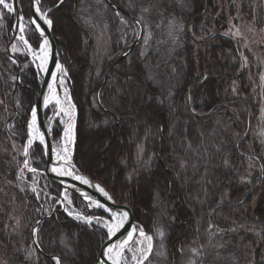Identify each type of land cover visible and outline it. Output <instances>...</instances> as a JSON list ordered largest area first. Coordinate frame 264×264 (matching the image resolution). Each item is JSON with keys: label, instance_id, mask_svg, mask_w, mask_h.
<instances>
[{"label": "trees", "instance_id": "16d2710c", "mask_svg": "<svg viewBox=\"0 0 264 264\" xmlns=\"http://www.w3.org/2000/svg\"><path fill=\"white\" fill-rule=\"evenodd\" d=\"M110 1L131 17L142 16L143 32L150 35L147 44L143 35L142 42L105 81L100 103L103 108L115 106L114 110L108 108L115 118L103 116L105 113L89 94L101 85L106 71L137 35L126 37L121 32V17L124 25L138 32L136 23L122 15L116 17L102 0H65L56 8L58 0H43L44 9H51L52 32L69 74L70 96L77 106L76 166L116 202L131 209L139 227L154 237L157 249L150 257L152 264L155 257L157 264L172 259L176 264H189L191 260L196 264H264V39L256 41L259 47L243 39L242 48L220 30L225 28L220 25L223 16L234 13L240 16L241 28L243 24L257 28L253 10L256 8L259 23L261 7L254 0H219L220 4L218 0ZM149 5L150 12L142 14L141 6ZM219 8L220 20L214 19L211 27L212 16ZM189 21L191 27L187 26ZM213 27L216 33H210ZM11 28L10 15H4L0 19V261L20 264V259L27 257V264H52L48 258L39 262L42 258L36 250H24L25 244L10 237L18 215L27 239L28 231L40 219L39 204L26 182L31 175L23 178L19 173L22 156L18 162L12 161L7 152L8 125L20 135L18 141L24 142L25 122L11 108L16 68L5 51L6 33ZM196 45L204 55L194 53ZM23 61L21 84L14 98L20 113L27 116L38 82L33 68H25ZM180 99L187 104L184 106ZM233 134L240 139H234ZM186 142L189 149L181 151ZM159 146L162 150L158 154ZM31 156L39 169L42 151L37 145L32 147ZM179 157H186L181 167ZM6 166H12V174ZM160 169L165 176L174 177L164 187L160 203H149L147 209L155 214L141 212L140 205L149 202L150 187L161 188L162 179L156 174ZM7 173L12 177L6 178ZM40 179L45 187L50 186L43 176ZM172 206L183 216L174 214L169 220L174 213ZM94 213L101 214L90 212ZM66 218L55 212L40 224L38 236L43 251L53 253L59 241L77 253V247L84 243L86 249L78 254L67 251L59 257L64 264H94L92 259L105 234ZM209 224L213 225L211 229ZM156 228L165 232L163 249ZM190 244L198 246L197 256L185 248ZM160 251L164 255L159 257L155 253Z\"/></svg>", "mask_w": 264, "mask_h": 264}, {"label": "snow or ice", "instance_id": "6c2138e0", "mask_svg": "<svg viewBox=\"0 0 264 264\" xmlns=\"http://www.w3.org/2000/svg\"><path fill=\"white\" fill-rule=\"evenodd\" d=\"M30 2L33 5L35 16L38 19H31L30 24L34 28V32L38 34V41L39 47L37 50L33 49L32 44L29 42L28 39L25 38V28L26 25L23 23L25 17L22 13L18 12L17 4L18 0H0V16H3L4 11L8 14L16 15L17 16V25H13V29L17 30L19 34L16 36V39L19 41H22L24 44V47L28 50V53L33 56L35 60H38L39 63L36 65L38 69L41 71H47V62H48V56H49V50H50V41L48 36L46 35L47 31H50L52 29V20L49 18L48 13L51 11V9L45 10L42 6V0H30ZM64 0H58L56 7H59V5L63 4ZM151 10V6H141V13H148ZM116 15H120L119 12L116 13ZM42 21L43 25H47V28H44L42 24L39 22ZM121 24H125L126 21L123 17L120 19ZM255 22V17H253V23ZM137 24L143 23L142 16H138L136 20ZM146 26V25H145ZM234 36H239V32L233 33ZM139 38V37H138ZM145 44H147L148 37L145 36L144 38ZM11 51L13 53L17 52V46L14 43L11 46ZM143 55V52L141 53ZM11 59V57H10ZM12 63L15 64L16 61L12 60ZM56 69L58 72L63 73L64 76H67V72L64 70L62 65L57 62ZM15 79V77H13ZM52 79L53 81L56 80V72L52 73ZM204 79H207L205 76ZM262 80H264V76L261 77ZM61 85H63L64 81H60ZM49 93L50 95L44 96V107H48L49 104H51L53 101L57 105L58 111L63 112L66 116L69 117L68 122L61 121L62 123H65V130H64V136L62 139L65 141L66 146L64 147V155L61 156L58 152H56L55 149L52 150L53 156L56 160H63V165L60 167H53L51 170L56 173L59 176H71L73 180L79 181L81 184L88 185L90 187H94L95 190L100 193L101 196H103L106 200H108L110 203H116L113 196L106 191L100 184L92 185L91 181L85 178L83 175L75 174L73 171L69 170V168L74 167L70 164V151L67 147L68 144H72L74 142V128H75V107L72 105L71 100L67 96V89L65 88V99L67 101V107L62 106V102L59 97L55 95V88L54 84L50 83L48 85ZM235 91V89H233ZM189 103L192 101L191 95L188 97ZM36 121H37V109L33 108L31 113V120L28 123V141L27 144L24 146L23 155L25 157L29 154V149L33 145V141L38 137L39 142L41 145H44L45 140L44 136L39 134L38 129H36ZM141 146L138 145V148ZM191 147V145H190ZM142 150V148H141ZM228 164V161L225 160V165ZM24 166L28 168V160L25 159ZM183 166V165H182ZM251 167V164L249 165ZM29 171L35 172L36 169L29 168ZM262 173H264V168L261 169ZM250 175V173H249ZM242 182H246L244 177H241ZM69 187H72L69 185ZM35 191V189H33ZM82 196H85L86 199L89 200V203L91 206H94L97 209H103L105 213L108 214L109 219H102L99 216H85L80 213H75L73 215L72 211H68V209H65L68 212L69 216H72L74 219L79 220L83 223L88 224L91 226L93 224V220L96 221V223L101 224L103 228L106 229L107 233V239L111 241L113 237L117 236V233L121 231L125 227V225L129 221L130 213L127 211V206H125V210H113L112 208L106 206L104 203H101L97 200L92 199L91 197L87 196L86 193L81 192ZM64 199L68 201L70 204L71 201L68 200L67 194L64 195ZM243 201H241L242 203ZM41 221L39 219L36 220V224L39 225ZM17 224H19V221H17ZM213 227L212 224H209V229ZM243 227V225H241ZM232 231H235L236 229H231ZM249 231H253L252 229H248ZM156 235L160 239L161 243L159 247L161 249L164 248L163 240L165 237V232L162 228H156ZM218 231H222L219 230ZM39 232L38 228H33V236H37V233ZM138 234V235H137ZM257 236H261V233L255 232L254 233ZM264 239V236L261 237ZM154 237L152 235H149L145 232L143 228L139 227H132L131 230L127 232V236L123 239L118 240V242L115 243H109L105 247H103V256L104 259L99 262V264H129V261L125 258V252H131V264H152V261L150 260V257L154 253V244H153ZM33 243L36 244V247L39 248L40 245L35 240ZM181 254H183L184 249H180ZM198 249H192L193 256H197L199 254ZM156 255L163 256L164 253L162 251L156 252ZM52 260L55 262V264H64L61 257L53 255ZM189 264H196V261L191 260L189 261ZM249 264H251V261H249Z\"/></svg>", "mask_w": 264, "mask_h": 264}, {"label": "bare ground", "instance_id": "6f19581e", "mask_svg": "<svg viewBox=\"0 0 264 264\" xmlns=\"http://www.w3.org/2000/svg\"><path fill=\"white\" fill-rule=\"evenodd\" d=\"M104 3H105V1L104 0H102ZM64 2H65V0H64ZM63 2V3H64ZM57 4V3H56ZM44 5V3H43V0H42V6ZM43 8H44V6H43ZM53 8H56V6H54ZM48 8H46L45 10H47ZM22 14H23V16L25 17V19H24V21H23V23L25 24V22L28 20V18H29V15H30V12H29V8L27 9V10H25L24 12H22ZM48 15H49V13H48ZM11 17V23H12V26L14 25V23H13V21H14V18H13V16H10ZM50 18V17H49ZM138 28V30H140V28L139 27H137ZM52 29H53V24H52ZM52 32V31H51ZM123 34H124V30L122 29V31H121ZM53 33V32H52ZM7 35H6V37H7V41H6V43H5V51H7V49H8V47H9V42H10V40H11V38L14 36V34H13V32H12V29H11V31H9V32H7L6 33ZM19 34V32H18V29H17V31H16V35H18ZM37 34V33H36ZM119 35H120V33H119ZM125 35V34H124ZM143 35H144V32L142 33V36H141V40L138 42V43H141L142 42V40H143ZM53 36H55L54 34H53ZM37 37H38V34H37ZM30 39H31V37H29ZM28 38V39H29ZM39 38V37H38ZM137 38H138V36H136L135 38H134V40H133V42L125 49L126 51L125 52H123L122 53V56H123V54H125L126 52H129L128 53V55H126L121 61L123 62V60L124 59H126L129 55H130V53H131V51H132V49L133 48H130L132 45H133V43L135 42V41H137ZM55 40H56V37L54 38V43H55ZM17 42H19V40H17L16 38H15V40H14V42L12 43V44H10V49H11V46L15 43H17ZM56 47H57V45H56ZM32 56V55H31ZM121 56V57H122ZM49 57H50V54H49V56H48V61H49ZM16 59H17V62L19 63V66H21L22 67V61H23V56H16ZM32 60H34L35 62H36V65L39 63V61L38 60H35L34 58H33V56H32ZM24 62V61H23ZM195 63V66H199V64L197 63V62H194ZM47 66H48V62H47ZM32 67V66H31ZM33 68V70H34V72H35V74L36 73H38V71L40 72V73H45V71H41L40 69H36L34 66L32 67ZM116 69V67L114 66V63H113V65L106 71V73H108V76L107 77H109L111 74H112V71L113 70H115ZM67 72V71H66ZM77 74V73H76ZM77 77H79L80 78V74H77ZM67 78H68V80H69V74H68V72H67ZM61 80H63V78L61 77V79L59 80V90H57V88H56V86H54V88H55V95L57 96V97H59L60 98V100H61V102H62V106H64V107H67V101H66V99H65V91H64V89H65V85H64V83H63V85H61V83H60V81ZM64 82H65V79L63 80ZM50 83H53L54 84V82H53V79H51V81H50ZM49 83V84H50ZM101 85L96 89V91L94 92V93H92V94H89L90 96V98L92 99L93 98V100H94V102L96 103V105H98V107L100 108L99 110H101L102 111V113H105L103 116H108V117H111V118H115V115H113V113H111L110 112V110L108 109V108H110L111 110H114V107L115 106H110V107H108V108H103V106L101 105V103H100V93H101V91L103 90V88L105 87V85H106V83L104 82V80H102V83H100ZM39 91H40V86H39V84H38V88L36 89V90H34L33 91V94H34V101H33V104H32V106H31V108L33 107V105H34V103L36 102V100H37V96L39 95ZM46 95H50V93H49V89H48V92L46 93ZM67 96H68V98L71 100L72 99V96H70V93H69V91L67 90ZM184 106L187 104L183 99H180L179 100ZM14 103V100L12 101V104ZM52 106H57L56 104H55V102L53 101L51 104H49V106L48 107H44V104H43V107H44V109H45V111H47V109H50V107H52ZM12 109H13V113L15 114V115H17L18 114V110L15 108V107H12ZM33 109V108H32ZM75 111H76V116H77V107L75 108ZM59 116V115H58ZM75 118V117H74ZM76 119H78V117L76 118ZM31 120V117L29 118V121ZM45 124H46V122H45ZM56 124V127L57 128H59L60 129V131H61V128H60V126H59V123L57 124V122L55 123ZM46 129H47V126H46ZM27 138H29L28 137V127H27ZM64 130H65V127H64ZM64 130H62V132H64ZM47 131H48V129H47ZM75 133H76V131L74 132V140H76V138H75ZM55 138H56V136L55 135H51V140H55ZM38 139V137L33 141V142H35V141H38L37 140ZM72 144H70V146H71ZM66 146V144H65V141L63 140V143H62V153H60V152H58L61 156H63L65 153H64V151H63V149H64V147ZM162 148V147H161ZM160 146H159V148L157 149V151L158 152H156V153H158L159 154V151H160ZM71 150H69V151H73V154H74V152H75V149H74V145H73V149H72V146H71V148H70ZM162 150V149H161ZM139 153H140V150H139ZM54 157V156H53ZM151 157H152V159H153V157L154 156H152L151 155ZM55 159V158H54ZM53 159V160H54ZM158 160H159V158H158ZM59 161H63V160H59ZM70 162L72 163V161H71V159H70ZM42 164L40 165V167H43V168H45V166H46V162L44 161V158L42 157V162H41ZM177 163L178 164H181L182 163V165H183V163H186V157L185 158H183V157H179L178 158V160H177ZM40 164V163H39ZM157 166L158 167H160V166H162V161H159L158 162V164H157ZM77 167V166H76ZM77 169L81 172V174L82 175H84V176H86V177H88L89 179H90V177L86 174V173H83L82 172V170H80L78 167H77ZM163 169V168H162ZM165 170H166V172H167V170H168V167H166L165 168ZM97 171V170H96ZM156 174L158 175V177H161V188H158L156 185H154V186H156V188L153 186V187H150V192H149V196H148V200H149V202H148V204L146 205L145 203H143L142 205H140V207H141V212H143V211H145V212H152L153 214H155V211H152V210H148L147 209V207H148V205H149V203H151L152 201H155L156 202V204L158 203H160V201H161V197H162V193L165 191V189L166 188H164L166 185H167V182L170 180V177H172V174L171 175H169V176H165V174L162 172V170L160 169L159 171L157 170V172H156ZM63 178L65 177V178H68V179H71V176H67V175H65V176H62ZM173 177H174V175H173ZM172 177V178H173ZM91 180V179H90ZM158 180H160V179H158ZM40 181H41V179H40V177H32L29 181H26L27 183H28V189H29V191L32 193L33 192V194H35L34 195V197L36 198V200H37V203L39 204V208H38V210H37V214L39 215V220L41 221V223H43L44 222V220H47V219H49V218H51L52 216H54L55 215V212L53 211V209H52V207L49 205V204H47V202H46V200H51V199H54V198H59L60 197V187L58 186V185H56L55 183H50V186L49 187H46V188H43V189H41L40 188ZM74 181H77V180H74ZM93 183H95V184H99L97 181L95 182V181H93V180H91ZM79 182V181H78ZM80 183V182H79ZM94 184V185H95ZM83 185H85V184H83ZM85 186H88V185H85ZM104 188V187H103ZM33 189H35V191H33ZM115 189V188H114ZM65 192V194H67V196H68V200H70V198L72 199V198H75L77 195H74L73 193H71V192H68V191H64ZM64 194V195H65ZM78 198V197H77ZM78 200H79V202L80 203H88L89 202V200L88 199H86L85 200V202H84V200H80L79 198H78ZM115 200V199H114ZM116 206H121V207H125V205H123V204H121L120 202L118 203V202H116V203H114ZM74 208V203L73 204H71V208ZM69 208V205L68 204H65V208H64V210L65 209H68ZM58 209L59 210H61V206H58ZM93 209H96L97 210V212L99 211L101 214H96V213H94L93 215H87V216H99V217H104V218H106V219H109V216H108V214L107 213H105L104 211H103V209H97V208H95L94 206H93ZM127 209L129 210V211H131V214H132V217H133V221H134V223L136 224V226H138L139 227V224H138V221H137V218L134 216V212L131 210V209H129L128 207H127ZM170 209H172L173 210V212L174 213H172L171 215H169L170 216V218H169V220H171V217H173V215L174 214H176V216H183V214H182V212H181V210L180 209H178L177 207H175V206H172V208H170ZM67 218L66 219H68V220H70V221H72V222H74L75 224H82V225H84V226H88L89 227V229H94V230H96V231H98V230H100V231H102L104 234H105V239L103 240V242L101 243L102 245L99 247V249L104 245V243L105 242H107V233H106V229L105 228H103L102 226H101V224H98V223H96V221L95 220H93V224L91 225V226H89L88 224H86V223H83V222H81V221H79V220H76V219H73V218H71L70 216H68L67 214H64ZM66 219H64V220H66ZM40 223V224H41ZM36 224V223H35ZM34 224V225H35ZM40 224L39 225H37L38 227L40 226ZM35 227V226H34ZM33 227V228H34ZM37 227V228H38ZM180 227V225L178 224V223H176V227H175V229H178ZM182 227H185V226H182ZM33 228L30 230V231H28V233H27V235H28V237H29V239H27V236H25V232L24 231H20V232H16V231H13V233L10 235V237H14V238H16V239H18V241L21 243V244H25L24 246L25 247H27V248H29V249H33V250H36L37 251V253H38V255L40 256V258H42V259H39V262H42V260H43V258H48V259H51V261H52V264H55V262L52 260V256L53 255H56V256H59V255H61L62 253H66L67 251H69L70 252V255H75V254H78V252L79 251H81V250H85L86 249V245H84V243H82V244H80L78 247H77V253L76 252H74V251H72V248H70V247H68V246H64V245H62L61 243H59V241H57L56 242V248L54 247V250H53V253H49V252H45V251H43V249H42V247L40 246L38 249H40V251H38L37 250V247H36V244L35 243H33V241L35 240L37 243H39V245L41 244L40 243V236H38V233H37V236H33V234H32V232H33ZM140 228V227H139ZM185 230H187V229H185ZM187 234V233H186ZM127 236V235H126ZM125 236V237H126ZM124 237V238H125ZM45 239H46V242L47 243H49L48 242V240H49V238H46L45 237ZM198 246H193L192 244H190V245H188V247H187V245L185 246V248L186 249H188V250H192V249H196ZM99 249H98V251H97V253H96V255L93 257V259H92V263L94 262V264L96 263V258H97V254H98V252H99ZM22 252H24L23 250H21ZM19 252L20 254H23L22 252ZM77 256V255H76ZM28 258L27 257H25V258H21L20 259V264H27L28 262ZM91 262V261H90ZM166 264H176V262H174V260L172 259V260H170V261H168V262H165Z\"/></svg>", "mask_w": 264, "mask_h": 264}, {"label": "rangeland", "instance_id": "374dc122", "mask_svg": "<svg viewBox=\"0 0 264 264\" xmlns=\"http://www.w3.org/2000/svg\"><path fill=\"white\" fill-rule=\"evenodd\" d=\"M21 1H23V5H26V3H27L26 0H21ZM254 2H256L255 5L257 4L258 7H261V10L260 11L262 12V17L260 18V21L258 23L257 15L255 13L256 12V8H255V12L253 10V13L255 15L256 23L258 24L256 26L257 28H253L252 26L249 27L248 25L243 24L242 25V28H244V29H242L241 26H240V24H239V22H238V20L240 19V16H238L235 13L232 16H231V14L228 15L227 17L223 16V21H222V23L220 25H221V27H222V25H224L225 28H222V29L220 28V30H222L221 33L223 35L227 36V38L230 39V40L234 39V42H233L234 45L237 44L235 40H237L239 42V44L242 45L243 39H247L250 42V45L252 44L254 47H259V43H257L256 41H261L262 39H264V34H263L264 33V0H254ZM218 3L220 4V1L219 0H218ZM221 9L222 8H219V10L217 9V12L215 13V16L214 15H213L214 17L212 16V21L210 23L211 27L213 26L212 24H213V20L214 19L220 20V14H219V12H220ZM4 15H9L6 12V10L4 11L3 16ZM3 16H0V19L1 20L3 19ZM191 25H192V22L189 21L187 23V26L188 27H191ZM119 26H120V29L121 30L124 29V34H125L126 37H128L130 35H133V34L135 36L137 34L136 29L135 30L134 29H131L129 26H126L124 24H121V22H120V25ZM150 27L153 29L152 26H150ZM210 31H211L210 33H216L217 32L214 27L212 29H210ZM245 31H248V32H245ZM236 32H239V36H234L233 35V33H236ZM25 36L27 37V39L29 37H31V39L29 38L28 40L32 44L33 49L37 50L38 47H39V44L37 43L38 38L35 35V33H33L32 30L27 27V28H25ZM145 36H147L148 37V40H150L149 39V37H150L149 33L148 34H144V38H145ZM194 47H195L194 53H196L197 55L200 54V53L202 55H204V53H203L204 51H203V49L201 47H199L198 45H196ZM242 48H243V45H242ZM17 49H18V51L15 52V54H17L19 56H23V60L25 62L24 63V67L25 68L30 67V66L33 67L34 66L33 64H35V61L32 60V59H29V58L25 57L23 51L20 50L19 48H17ZM200 49H202L201 52H198V50H200ZM256 50L257 49L255 48V51H252L253 54H256ZM64 69H65V71H67L66 68H65V64H64ZM60 75H61L60 76V79H61V77L63 78V80L65 79V82H64L65 88L71 94V90H70V86L71 85H69V80H68L67 76H64L63 73H60ZM35 76L37 78V82H38L37 83V86H38V84H40V81H41L40 78L41 77H40L39 73H36ZM104 77H103V80L105 82L107 80V78H104ZM18 88L19 87H17V89ZM17 89L14 92V89L12 88V94H11V98L12 99H11V103H12L13 100H14V103L12 104L11 108L12 107H15L18 110V114L16 116L17 117L19 116V117H21V118H23L25 120L24 125H23V130H24V137H23V139L24 140L22 139L24 142H22L21 140L18 141V138L20 137V135L17 136L16 133H13L12 125L11 124L8 125V127H7V130H9V132H10V134L8 133L9 134L8 141H10V144H9V148L7 150L8 154H10V156H11V158H9V160H12L13 161V159H15L16 162H18V159L20 158V156L23 155V147H24L25 142H26V140H25L26 133H27V130L26 129L28 127L29 118L31 117V111H32V109H31L30 112H29V114L27 116H24V115H22L20 113L21 108H20L19 104L16 102V98H14L15 95H16V93H17ZM72 103L75 106L73 100H72ZM57 109H58L57 106H52V107H50V109H47V111H45V118H46V121H47L46 123H47V128L49 129V133L52 134V135H55L58 132L55 140H52V150L55 149L56 152L62 153V150H61L62 149V143H63L62 137L64 136V132H62V130H64L65 123H62L61 121L68 122L69 117L66 116L63 112H60V114H58L59 115L58 116L56 114L57 113ZM56 122H57V124L59 123V126L61 128V131H60L59 128L56 127V124H55ZM76 123H77V119L75 121V126H76ZM75 131H76V128H75L74 132ZM75 135H76V133H75ZM233 135H234V139H236V140L237 139H240L239 135H237V134H233ZM75 143H76V140H74V144L72 143V145H74V147H75ZM67 147H68L69 150H71L70 149L71 148L70 144H68ZM187 148L189 149V144L186 142V145L183 148H181V151L187 150ZM90 150L91 149L89 148V145H88L87 151L90 152ZM70 153L72 154V151H70ZM70 157H71V155H70ZM73 157H74V155L72 156V160H73ZM73 162H74V160H73ZM241 162H243L244 164L247 163V165L251 164L246 159H244V160L242 159ZM243 163H240L239 164V167H241V165H243ZM28 164L30 166H32V167L37 164V162L33 159V157L31 155L29 156ZM41 164L42 163L40 162V165ZM178 165L181 167L182 163L181 164H178ZM6 169L12 174V166H6ZM40 169L42 170L43 167H40ZM5 177L6 178H9V177H12V175H9L7 173L5 175ZM46 181L48 182V180H46ZM70 201H71L72 204L73 203L75 205L78 204L77 207H78V211L80 213H83V214L89 213L88 215H93V214H90V212L97 211L96 209H93V206H91L90 203H79V200H78L77 196L75 198H72V199L70 198ZM102 219H106V218L102 217ZM17 221H19V224H17ZM20 223H21V216L18 215V217H15L14 220H13V227H14L13 228V231H16V232H20L21 231ZM170 224H173V223H170ZM153 244H154V250L157 249V247L155 248V242H154V240H153ZM28 249L29 248H24V250H27V251H28ZM131 256H132V253L131 252H125V258L129 261V264H131ZM156 259L157 258L155 257L154 258V261H153L154 264H157L155 262ZM0 264H4V262L0 261Z\"/></svg>", "mask_w": 264, "mask_h": 264}, {"label": "water", "instance_id": "95a60500", "mask_svg": "<svg viewBox=\"0 0 264 264\" xmlns=\"http://www.w3.org/2000/svg\"><path fill=\"white\" fill-rule=\"evenodd\" d=\"M27 1H29V7L28 8H29V12H30V15H29V18H28V24L34 31L33 26L30 24V20L31 19H38V18L35 16L32 3L30 2V0H27ZM104 1L106 2V4L109 7L114 8L116 10V13L119 12V13H122L124 16H126L128 18H131L130 15L123 8H119V7L115 6V5H113L108 0H104ZM10 2H11V0H10ZM17 8H18V4H17ZM18 12H19V10H18ZM13 18H14V21H13L14 25H17V16L13 15ZM131 19H134V18H131ZM39 22L42 24V26L44 28H47V25H43L42 21H39ZM135 22H136V20H135ZM138 26L140 28V31H139V34H138L139 38H137V41H135L130 48H133V46L136 45L141 40L140 38H141L142 33H143V28H141L140 24H138ZM16 31L17 30H14V29L12 30L14 36L11 38V40L9 42V47L7 49V54L9 55V57H11V60H15L16 61V63H15L16 73L14 75L15 82H14V85H13L14 92L16 91L17 85L19 84V81H20L19 74H20V71H21V66H19V63L17 62V59H15L14 56L10 52V44H12L14 42V40H15V38L17 36L16 35ZM51 31H52V29L50 31L46 32V35L48 36L49 41H50V50H49L50 57H49V61H48L47 71H45V73H40V75L42 76L41 82L39 84L40 91H39V95L37 96L38 98H37L36 102L34 103V105L32 107V108H36L37 109L36 129H38L40 135L44 136V140H45L44 145L40 144L39 138L37 139L38 141L33 142V144L34 143L37 144L40 147V149L42 150L43 158H44V161L46 162L45 169L42 172H40V173L44 174L50 182L55 183L56 185H58L60 187V192L61 193H60V197H59V203H60L62 212H64V208H65V203H64V194H65V192L64 191H68V192L73 193L74 195H77V197L81 201L84 200V202H85V200H86L85 196L81 195V192H84V193L87 194V196H89L92 199L97 200V201H99L101 203H104L106 206L112 208L113 210H116V209L125 210V207L116 206L115 204L110 203L103 196H101L100 193H98L95 190L94 187L85 186V185L79 183L78 181H74L72 178L71 179H68V178H65V177L63 178L62 176L57 175L56 173H54L51 170L53 167H60L64 163V162L63 163H61V162L58 163V162L53 160V155H52V150H51V139H50V137L48 135V131L46 129V124H45L46 121H45V118H44V113H45V109L43 107L44 96L48 92V85H49V83H50V81L52 79V73L56 72V80L53 81V82H54V86H56L57 90H59V86H60L59 85V80H60V76H61L60 73L61 72H58L57 69H56L57 62L60 63L62 65V67L64 68V64H62V61H61V58H60V53H58V50H57V47H56V43H54V38L55 37L53 36V33ZM128 53L129 52H126L125 54H123V56L119 58L118 62L114 66L118 65L121 62V60L126 55H128ZM106 77H107V75L105 76V78ZM71 103H72V100H71ZM72 105H73V103H72ZM74 107L76 108V106H74ZM57 111H58V109H57ZM31 113H32V111H31ZM76 118L77 117H76V111H75V121H76ZM25 140H26V142H25V145H26L27 141H28L27 133H26ZM73 144H74V142H73ZM72 149H73V145H72ZM72 156H73V151H72V154H71V161H72L71 165L74 166V167L69 168V170L73 171L75 174L82 175L81 172L77 169L76 165L73 163ZM23 157H24V159H26L28 156L25 157L23 155ZM23 167H25L24 163H23ZM84 177L87 178L88 180H90L88 177H86V176H84ZM91 184L94 185L95 183H93L91 181ZM69 185H71L72 187H69ZM127 211L130 213L128 223L125 225V227L123 229H121V231L119 233H117L116 237H113V239L111 241L107 240V242H105L104 245L99 249V252L97 254L98 256L96 258V263L95 264H99V262L104 259L103 251H102L103 247H105L109 243L118 242V240L123 239L127 235V232L129 230H131L132 227H138V226H136V224L133 221V217H132L131 211H129L128 209H127ZM34 226H35L34 228L38 227L37 224H35ZM37 250L40 251V249H38V248H37Z\"/></svg>", "mask_w": 264, "mask_h": 264}]
</instances>
